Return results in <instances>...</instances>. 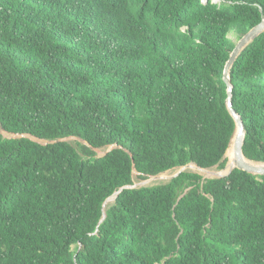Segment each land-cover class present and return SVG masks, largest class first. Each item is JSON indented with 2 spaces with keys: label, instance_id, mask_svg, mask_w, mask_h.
<instances>
[{
  "label": "trees",
  "instance_id": "16d2710c",
  "mask_svg": "<svg viewBox=\"0 0 264 264\" xmlns=\"http://www.w3.org/2000/svg\"><path fill=\"white\" fill-rule=\"evenodd\" d=\"M263 17L264 0H0V125L56 140L0 132V264H264V175L185 170L104 206L134 164L225 167V65ZM231 82L264 162V32Z\"/></svg>",
  "mask_w": 264,
  "mask_h": 264
},
{
  "label": "water",
  "instance_id": "95a60500",
  "mask_svg": "<svg viewBox=\"0 0 264 264\" xmlns=\"http://www.w3.org/2000/svg\"><path fill=\"white\" fill-rule=\"evenodd\" d=\"M262 32H264V17L262 18V20L259 23H257L254 27H252L250 30H248V32H246L238 40L233 52L231 53L226 65H225L223 79L228 86V92H229L228 98H227V104H228L230 113L235 120L236 128H235L233 135L231 136L228 148H227L225 155H224V158H227L226 167L228 166L229 170L224 174H214L212 177H208V178H220V177L229 176L235 168L244 169V170H246L252 174H256V175H264V162L251 160L244 153L246 125L244 123L242 116L233 107V100H232L233 93L232 92H233L234 87H233V83L231 82V70H232V66L234 65V62L236 61L237 57L240 55V53L243 51V49L249 43H251L256 37H258ZM9 134H11V135L8 138L28 136L31 139L38 141L42 144H48L49 142H55L56 141V140L41 141L40 139H38L34 136L25 135V134H18V133H9ZM70 137H75V136H70ZM65 139L66 138H61L60 140H65ZM79 140H81L85 144H88V142L82 138H79ZM109 147H110L109 151H111L115 147V145H111ZM93 149L98 151L97 148H93ZM189 167H196L197 169H201V170L209 169V168H203L196 163L190 162L186 165L180 166L179 171L171 179H173L174 177H177L178 175H180V173L187 170V168H189ZM135 173H137L138 175L142 174L141 172H139L136 169V166L134 164L133 174H135ZM158 175L159 174L149 175V176L150 177H156ZM128 187L133 188V187H135V185L130 184V185H126V186L122 187L120 190L115 192L114 195H112L111 197L106 199V201L104 202V206L110 198H114V200H115L117 195L124 188H128ZM105 216H106V212L104 210L103 218H105Z\"/></svg>",
  "mask_w": 264,
  "mask_h": 264
},
{
  "label": "rangeland",
  "instance_id": "374dc122",
  "mask_svg": "<svg viewBox=\"0 0 264 264\" xmlns=\"http://www.w3.org/2000/svg\"><path fill=\"white\" fill-rule=\"evenodd\" d=\"M204 1H206V0H204ZM214 1H216L218 3L220 2V0H214ZM230 37L233 40L237 41V38H236L235 34L231 33ZM0 131L2 132L4 137H9L11 135L6 130H4L1 125H0ZM79 138L80 137L75 136V137H69L67 140H70V142L73 145H76V142L79 140ZM41 141H44V140H41ZM79 141H81V140H79ZM109 148H110L109 146H106V147H103V148H98L97 156H103L105 153H107L109 151ZM194 168H196V167H194ZM224 168L221 167L220 165H217V166H214V167L209 168V169H213V170L219 171V170H222ZM175 169H177V170H175ZM179 169H180V167H177V168L170 169V171L169 170L165 171V172H169L171 174L170 179H161V178H159V176H156V177H150V176L141 177L140 175L135 173L134 177H133V184L135 185L136 188H139V187H143V186H153V185H157V184H160V183H166V182L171 180V178L179 171ZM187 170L193 171V172H198L204 178L212 177L215 174V173H213L212 175H207L206 176V175L202 174L201 171H199V169H197V168L193 169L192 167L187 168ZM165 172H163V173H165ZM113 201H114V198H113L112 202ZM236 263L240 264L238 260L236 261Z\"/></svg>",
  "mask_w": 264,
  "mask_h": 264
},
{
  "label": "bare ground",
  "instance_id": "6f19581e",
  "mask_svg": "<svg viewBox=\"0 0 264 264\" xmlns=\"http://www.w3.org/2000/svg\"><path fill=\"white\" fill-rule=\"evenodd\" d=\"M193 169H196L194 167H192ZM177 170V169H175ZM170 171V170H169ZM199 171H201L202 174H205L206 176L207 175H212L213 173H215L216 170H213V169H205V170H201L199 169ZM170 175L169 172H165V173H161L159 176V178L161 179H166V177H168ZM109 200H113V198L109 199Z\"/></svg>",
  "mask_w": 264,
  "mask_h": 264
},
{
  "label": "clouds",
  "instance_id": "9594fccd",
  "mask_svg": "<svg viewBox=\"0 0 264 264\" xmlns=\"http://www.w3.org/2000/svg\"><path fill=\"white\" fill-rule=\"evenodd\" d=\"M207 1V0H206ZM206 1H204V2H206ZM212 2H214V3H218V2H216V1H214V0H212ZM238 42V41H237ZM44 141H46V140H44ZM224 159H226L227 160V158H224ZM226 166V165H225ZM180 167V166H179ZM175 168H177V167H175ZM224 168V167H223ZM168 171V170H167ZM193 172V171H192ZM163 173V172H162ZM196 173H198V172H196ZM157 175V174H156ZM133 176H134V174H133Z\"/></svg>",
  "mask_w": 264,
  "mask_h": 264
}]
</instances>
